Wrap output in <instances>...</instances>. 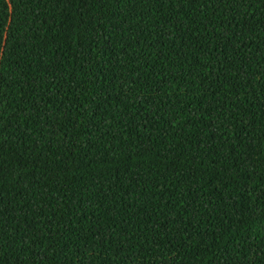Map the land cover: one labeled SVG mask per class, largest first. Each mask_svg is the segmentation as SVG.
I'll use <instances>...</instances> for the list:
<instances>
[{"label":"trees","instance_id":"obj_1","mask_svg":"<svg viewBox=\"0 0 264 264\" xmlns=\"http://www.w3.org/2000/svg\"><path fill=\"white\" fill-rule=\"evenodd\" d=\"M0 264H264V0H0Z\"/></svg>","mask_w":264,"mask_h":264}]
</instances>
